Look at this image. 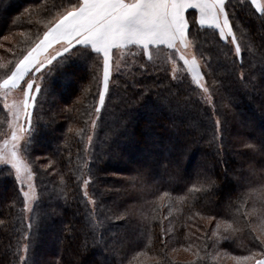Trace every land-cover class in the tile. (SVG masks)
Returning <instances> with one entry per match:
<instances>
[{
  "label": "trees",
  "instance_id": "16d2710c",
  "mask_svg": "<svg viewBox=\"0 0 264 264\" xmlns=\"http://www.w3.org/2000/svg\"><path fill=\"white\" fill-rule=\"evenodd\" d=\"M60 2L0 0V65L14 64L23 51L10 57V44H32ZM228 7L237 10L243 68L214 28L199 29L202 48L195 49L218 115L230 121L219 150L210 105L164 45L152 61L138 47L117 55L119 71L113 67L101 109L102 62L94 53L64 54L45 75L27 160L33 170L32 156L50 167L36 176L28 264H215L224 254L260 251L250 241L264 227V194L256 199L254 191L264 187V17L250 0H229ZM223 166L233 178L221 174ZM8 171L1 166L0 264H17L16 240L28 230L18 181ZM84 177H91L96 206L83 195ZM205 177L215 182L207 189ZM176 250L192 257L179 259Z\"/></svg>",
  "mask_w": 264,
  "mask_h": 264
},
{
  "label": "snow or ice",
  "instance_id": "6c2138e0",
  "mask_svg": "<svg viewBox=\"0 0 264 264\" xmlns=\"http://www.w3.org/2000/svg\"><path fill=\"white\" fill-rule=\"evenodd\" d=\"M228 2L229 0H61L59 5H53L57 9L55 15L36 42L24 51L14 64L0 65L6 68L5 75L0 77V99L5 101L3 107L7 109L8 124V131L0 133V163L10 164L15 170L24 210H30L29 203L38 199L33 193L34 178L39 172L50 167L40 165V157L32 156V165L36 166L33 170L21 155L26 153V146L30 142L26 137H31L35 131L29 111L35 100L34 93L41 91L35 73H40L46 65H52L57 57L64 54H67L64 58H70L73 54L91 57L94 53L99 58L97 63L102 62L103 72L98 91V102L102 107L109 92L113 67L119 71L118 65L115 64L117 55H123L125 51L132 52L133 48L138 47L147 57V61H152L160 46L166 45L168 49L173 50V56H178L191 71L193 79L211 102V93L203 82L204 74L200 71L202 66L197 63L195 54L191 59L188 58L187 50L190 46L194 49L198 47L199 29L207 25L218 30L219 37L234 47L235 58L240 61L237 67L243 68L241 42L234 30L233 16L237 10L229 9ZM251 3L264 17V2L251 0ZM190 10H198V16H190ZM236 60L233 61L234 64ZM204 67L211 74V68L207 65ZM238 74L243 78V72ZM12 92L18 93L19 99L9 105L7 100ZM222 126L221 119L216 117L213 120L214 130L219 131ZM245 146L255 148L254 145ZM217 148L219 150L220 146L217 145ZM259 151L264 152V141L261 142ZM90 179L91 177L82 179L85 197H88ZM214 183L205 177V189ZM97 194L103 195L98 190ZM243 198L242 196L241 199ZM90 203L96 206L97 202L90 200ZM3 223L0 221V224ZM244 226L250 232L254 231L250 220H244ZM31 227L29 223L28 228ZM28 239V236H23L16 240L13 255L17 264H27L24 254L28 252L29 243L24 241ZM250 243L260 251L249 250L248 255L234 257L236 264H264V237L253 235ZM8 247L11 248V244Z\"/></svg>",
  "mask_w": 264,
  "mask_h": 264
},
{
  "label": "rangeland",
  "instance_id": "374dc122",
  "mask_svg": "<svg viewBox=\"0 0 264 264\" xmlns=\"http://www.w3.org/2000/svg\"><path fill=\"white\" fill-rule=\"evenodd\" d=\"M260 2H264V0H260ZM4 17V16H3ZM40 35H42V34H40ZM40 35H35L34 36V38H33V42H32V44H17V46H16V44L14 45V47H15V49L13 48V44H10L11 42H13V39H12V37H10L9 35H5V37H4V39L6 38L10 43V46H11V49H10V52H11V54H10V57H11V55H13V53L14 52H16V53H19V49H21L20 50V52H24V51H26L29 47H31L35 42H36V40H37V38L40 36ZM222 39V38H221ZM223 40V39H222ZM225 41V40H224ZM18 45H19V48H18ZM2 46V45H1ZM20 46H22V47H20ZM7 47V46H6ZM8 48H9V46H8ZM202 47H200V45L198 44V49H201ZM233 49H234V47H233ZM9 52H7V54H8ZM189 53L191 54V55H193V54H195V56H196V59H197V63L199 64V65H201L202 66V64H201V61H199L200 59H199V57L196 55V50L193 48V47H189ZM53 55H55V52H53L52 53ZM19 57L21 56V53L18 55ZM13 57V56H12ZM19 57H17L16 59H15V61L19 58ZM60 58L61 57H57L56 58V60H54L53 61V63H52V65H46L45 66V68L44 69H42L41 70V72L40 73H35V79H36V82L37 83H39L40 85H41V91H42V86H43V84H45L46 82H45V80H44V78H45V75H47V74H50L51 73V71L53 70V68H54V66H55V64H57V65H59V62H61L60 61ZM12 61H10L9 62V64L11 63ZM12 64H13V62H12ZM186 66V65H185ZM186 69H187V67H186ZM188 70V69H187ZM200 71L203 73V70H202V67L200 68ZM5 72H6V68H4V70H3V72H0L1 74H0V77H3L4 75H5ZM102 72H103V69H102ZM189 72V71H188ZM112 73H113V69H112ZM190 74V76H191V78L193 79V76L191 75V73H189ZM101 75H102V73H101ZM111 77H112V75L110 76V79H111ZM193 82L197 85V87L198 88H200L199 87V85L195 82V80L193 79ZM203 82L205 83V85L209 88V85H208V81H207V79H206V77H205V75H203ZM201 89V88H200ZM202 90V89H201ZM41 91L39 92V93H34V95H35V100L32 102V107H30V109H29V111H30V113H31V118H32V122L33 123H35L36 121V119H35V116L33 115L34 114V111H35V107H36V102H37V98H38V96L40 95V93H41ZM209 92L211 93V102H209V100L207 99V94H204L203 93V90H202V95H203V97H204V99H205V102L207 103V104H209L210 105V108L212 109V113H213V115H215V118L216 117H219L220 119H221V121H222V125L224 126V124H226V125H229L230 123V121L229 122H227L225 119H223V116H221V114H219L218 115V107L216 106V104H215V101H214V92H213V90H211V89H209ZM107 95V94H106ZM17 99H19V94L18 93H16V92H12V93H9V96H8V100H7V103L9 104V105H11L12 103H13V101L14 100H17ZM4 103H5V101L3 100V99H0V106L2 107V111H0V127H1V129H2V133H4V132H7L8 131V124L6 123V119H7V109H5L4 107H3V105H4ZM0 107V108H1ZM98 107H99V109H101L102 107L99 105V102H98ZM223 115V114H222ZM20 116H21V119H23V112H21L20 113ZM214 118V119H215ZM236 119V118H235ZM96 118L95 117H93L92 118V122H91V124L88 126V128L90 129V131H94V129H95V127H96ZM222 128V127H221ZM221 135H222V133H221V129L218 131V133H217V138H218V140H220L219 142H220V147L222 148V139H221ZM33 136V135H32ZM32 136L31 137H26V139H28L30 142L27 144V146H26V148H27V151H26V153H22L21 155H22V158L23 159H25V162L27 163V164H29L28 163V156H29V148L31 147V138H32ZM89 137H91V140H89ZM92 134L91 135H89L88 137H87V145L89 146V143L92 141ZM126 162H128V160H126ZM3 165H7L8 166V172L10 173V175H14V177H15V170L12 168V166L10 165V164H3V163H0V169H1V166H3ZM226 167H222V170H221V174H223V175H225V176H227V178H233V174H232V172L231 171H226ZM16 178V177H15ZM84 179H86V177H84ZM18 181V180H17ZM227 182H228V179L225 181V184H227ZM18 184H19V181H18ZM228 188H230V187H228ZM82 189H83V191H84V188H83V185H82ZM25 190H27V188L25 187ZM229 190V189H228ZM87 191H88V197H86V200L90 203V200H94L93 198H92V196H91V192H90V189H89V186H88V188H87ZM254 191H255V194H256V199L257 198H259V197H261L263 194H264V187H262V186H256L255 188H254ZM227 192H229V191H227ZM33 193H34V195L37 197V186H36V177L34 178V180H33ZM36 201V200H35ZM35 201L34 202H30L29 203V209L30 210H25L26 212H25V216H24V218H25V228L28 230L27 231V233L25 234V236H28V240H26V241H24L25 243H29V249H28V252H27V254H24L25 255V260L27 261V264H28V261H29V258H30V251H31V245H30V239H31V236H30V231H31V229H32V227L29 229L28 228V224L30 223L31 224V217H32V214H33V211H34V206H35ZM237 201V200H236ZM91 204V203H90ZM92 205V204H91ZM92 207H93V205H92ZM260 228H257V231H258V236H261V237H264V227H262V226H259ZM173 255L175 256V257H177V258H179V259H189L190 257H192V254L190 253V252H187L186 250H176V251H174L173 252ZM241 256H243V255H241ZM234 257H236V256H234V255H228V254H224V255H221V256H219V258H217V260H212V261H215L216 263L215 264H236V260L234 259ZM257 259H259V257H257ZM208 261V260H207ZM205 259H204V263L203 264H205ZM209 262V261H208ZM210 264H212V262H211V260H210V262H209Z\"/></svg>",
  "mask_w": 264,
  "mask_h": 264
},
{
  "label": "crops",
  "instance_id": "0c3cea01",
  "mask_svg": "<svg viewBox=\"0 0 264 264\" xmlns=\"http://www.w3.org/2000/svg\"><path fill=\"white\" fill-rule=\"evenodd\" d=\"M251 1V0H250ZM255 6V5H254ZM256 7V6H255ZM258 9V8H257ZM259 10V9H258ZM191 11V10H190ZM194 12H195V14L198 16V10H193ZM203 27H210V26H207V25H205V26H203ZM212 28V27H211ZM218 31V30H217ZM223 39V38H222ZM164 46H166V45H164ZM167 47V46H166ZM187 55H188V58L189 59H191L192 58V55L189 53V48H188V50H187ZM187 67V66H186ZM188 69V68H187ZM188 71H189V73H191V71L188 69ZM191 75H192V73H191Z\"/></svg>",
  "mask_w": 264,
  "mask_h": 264
}]
</instances>
